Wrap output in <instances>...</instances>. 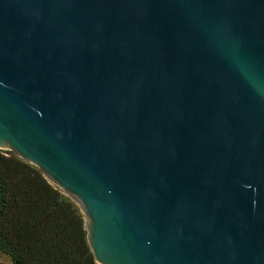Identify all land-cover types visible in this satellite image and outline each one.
Returning a JSON list of instances; mask_svg holds the SVG:
<instances>
[{"label":"water","instance_id":"water-1","mask_svg":"<svg viewBox=\"0 0 264 264\" xmlns=\"http://www.w3.org/2000/svg\"><path fill=\"white\" fill-rule=\"evenodd\" d=\"M0 150L97 264H264V0H0Z\"/></svg>","mask_w":264,"mask_h":264},{"label":"trees","instance_id":"trees-1","mask_svg":"<svg viewBox=\"0 0 264 264\" xmlns=\"http://www.w3.org/2000/svg\"><path fill=\"white\" fill-rule=\"evenodd\" d=\"M0 253L12 264H97L79 206L11 151H0Z\"/></svg>","mask_w":264,"mask_h":264},{"label":"rangeland","instance_id":"rangeland-1","mask_svg":"<svg viewBox=\"0 0 264 264\" xmlns=\"http://www.w3.org/2000/svg\"><path fill=\"white\" fill-rule=\"evenodd\" d=\"M0 151H2V152H8L9 150H0ZM0 264H12V263H11V260L9 259V257H7L6 255L0 253Z\"/></svg>","mask_w":264,"mask_h":264}]
</instances>
